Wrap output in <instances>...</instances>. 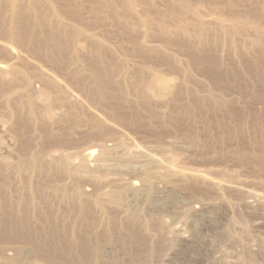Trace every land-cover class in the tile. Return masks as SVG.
<instances>
[{
	"label": "rangeland",
	"instance_id": "rangeland-1",
	"mask_svg": "<svg viewBox=\"0 0 264 264\" xmlns=\"http://www.w3.org/2000/svg\"><path fill=\"white\" fill-rule=\"evenodd\" d=\"M137 1V13L135 12L133 15L126 18V22L131 26L126 34L118 36L108 29L110 37L106 45L111 51V58L108 60V64L110 66V70L112 71L111 73L113 74L110 75L112 78L108 80V82L103 85L101 89L100 93L102 94L103 100L92 92L90 93L88 91L89 93H86L87 90L82 92L83 89L76 88V90L74 88L77 92L73 89V99L79 98L78 100L83 102V107H81L82 110L80 108L52 109V113L58 115V124L56 125L53 123L54 125L50 127L52 123L50 122L49 124L46 120H43L44 124L38 120L34 119L35 121H33V119H30V121L32 120L30 124L28 117H26V110L22 111L27 108L20 107V109L19 107H14L15 110L18 109L15 114V110H12L13 106L9 107L11 110L8 108L9 112L6 111L8 110L6 102L9 103V101L5 100L6 96L4 98V94L2 95L3 91L0 90V109H3H1L2 112L0 111V128L5 125L1 128L2 131L5 129L4 132L0 129V141H4L2 143L7 144L9 147L12 145L10 144L11 139L13 145L14 142L17 144L14 146L12 145L14 148H11L15 151L13 150V152H11L10 149L9 152L11 155L5 152L0 153V161L3 160V163L5 161L4 164L7 165V168H3L4 172H2L3 170L0 171L3 173L1 177L3 178L4 176L5 179L9 176V178H11L10 184L11 182H14L10 186L13 191L9 190V195L11 199H16V197L20 198L19 196H23L25 193V191H23L25 187V185H23L24 180L18 175L16 170L15 175L8 172V167L12 164L14 165L16 162L18 163L20 158L24 159L26 154L30 156L34 152V154H36L41 151L42 154L48 157L47 160L54 158L57 161H61V158H64L70 167L69 170L72 171L75 167H79L81 165V154L88 149L94 150L93 155L89 158L90 165L94 166L98 163L106 165L112 172L117 170L116 172L120 171L125 173L123 176L125 181L128 180L130 175L136 176L135 172L138 169L140 172L143 168L155 169L158 167V170L166 169L170 171L177 170L182 172L195 170L200 172L203 171L207 177L219 181L227 187H225L224 190L218 194L213 189H209L208 186L207 188L201 184L194 185L197 183L193 182H189L190 185H187L188 183H180V181L177 182V184H174L176 183L174 182L170 186L168 185V188H164L162 184H157L156 186L159 190L154 188V191H148V188H146L140 180H137L139 184V195L136 198L124 196L123 202L125 207H123L124 209L122 208L121 211H106V217L112 218L115 221V227L113 226L111 229L113 230L110 234L111 238H107L109 240L107 242L102 240L104 239L102 236V239H100L99 235L100 231L103 229V221L106 219L105 214L93 213L92 217L97 221V223L94 222L91 228L88 227L93 229L92 232V230L83 226L84 224L81 223V221L79 222V219L76 218L77 214L74 210L73 213L70 212L72 209L68 210L70 207L67 206V203H63L64 205L61 204L60 207L59 205L57 207V204L61 202L57 199L53 200L52 203L54 206L49 203L51 205L49 207H56V209L53 208L54 212H51L53 211L50 210L52 208H49L47 206L49 204L46 203H43L44 205L41 204L44 208H41L40 205H36L35 207L33 206L29 209L28 206L29 214H31L28 215L32 216L28 218L32 222L27 219L28 223L27 221L25 222L26 227L30 222L31 226L34 225V227H30L29 224L28 228H33L35 231L33 230L34 232H32V230L26 228L25 223H23L26 228L25 231L28 233H25L27 236L23 234L25 232L24 229L21 230L23 232H19L21 227H19L18 223H16L18 224V227L17 225L14 226L12 228L14 231H12L10 226L4 224L6 221L1 220L2 218L5 220L4 216H0V230L4 225L2 229L3 233L1 232L2 230L0 231V264H50V262L52 263L53 258H51V260L49 259L51 256L48 255V252L52 250L55 251V249L61 254L59 255L57 253L59 255L58 257L61 258L64 257L63 255L66 256L68 260H65L66 258L64 257L65 264H77V262H81L83 259L80 256L81 251L79 252V249H77L79 248V245H76L72 239L75 238L74 236L76 235H78L76 238L77 240H74L80 242L81 244L83 241L87 242L86 239L88 238L91 239H88V241H96L95 243L99 241L97 239L104 241V243H100L101 241H99L100 244H103L106 247L104 249L103 245H99L103 249V256L100 258V262L102 261L101 264H264V153L261 152V148V151L259 150L258 146V144L260 145L262 141H264V81H260L256 78L257 74L264 73V59L255 54L253 46H250L252 41L254 43H259L261 41L258 46L262 43L264 46V39H261L264 37L262 34L264 33V23L260 22L263 26H261L263 29H261L262 31L260 30V34L255 33L253 28L250 29L251 25L254 27V21L255 23L258 21L255 19H258L259 17L253 19V21L249 23L250 25L248 24L249 26L246 25V28L244 27L241 30V34H238V37L236 36L238 39L235 37L236 40H240L238 43L240 46L238 48H231L233 46L228 45L225 38L218 34L212 27L201 31L202 37L198 39L200 41L198 44L194 41V43L189 44L188 48H185L188 45V42L183 41L180 35L179 37L177 36V39L175 36L178 34L176 33L173 34L170 41L154 34L155 32H161V27L156 17L151 15L150 10H147L145 1H151V5L155 10L159 9L163 12L172 10L181 1H184L193 4L197 12L203 16V19H217L224 25H226L227 22L222 20H226L228 17V15L225 14L228 12V9L223 10V7L219 4H213L214 0ZM233 1L238 2L239 0ZM256 1L258 0H249L248 3L246 2L247 4H244V6L249 7ZM262 1L264 4V0ZM217 8H219L218 12L220 10L222 15L217 14ZM238 8H242L241 12L245 10V7H241V5ZM226 10L227 12H225ZM179 18L180 17H178L177 20H179ZM247 27H249L250 30H248ZM96 32H98V30H96ZM243 40H245V44L247 43L249 45L245 46L243 44ZM248 40H250V42ZM141 48L152 49L156 52H143ZM201 49L208 53L207 58L209 61L217 64L216 66V64L214 65L212 63L216 68H212L213 66L210 63L209 65L208 62L205 64V61L202 62L205 64L204 66H202L203 64H194L198 62L194 61L192 65L193 67H191L190 63H192V57H194ZM260 49L264 51V47L261 46ZM100 59V55H96L95 59H93L95 68L98 67V64L95 65V63H99ZM174 61L178 62L176 67L171 65ZM123 65L124 67H122ZM140 68H143L150 74H158L168 78V81H170L174 87L175 85L176 87L179 85L181 90H173L171 94L166 97V99H168H164V105L156 104L154 102L149 103L148 101L140 99L139 90L137 88L138 80L141 78L144 79L147 76L144 75L139 76V78H133V74H135ZM81 69H88V64H83ZM184 71L187 72V76L184 75ZM33 81V88L25 91L24 94L30 95L38 93L37 91L40 90L41 85H39L37 81ZM34 85H36V87H34ZM79 89L81 91H78ZM89 94H91V97ZM13 99L9 98V100L13 101H10L11 104H14L15 102ZM203 100H206L203 104V108L208 109L206 121H195L193 117L187 118L183 115V110L196 109L201 106V101ZM195 101H199L198 104H196ZM36 102V107L40 108L39 106H41L42 102L40 100H37ZM85 107L86 109H84ZM135 109H137V111ZM17 112L18 115L22 112L24 119L22 116H19L24 120V122L19 120L21 119L20 117L17 119L18 117L15 116L17 115ZM85 113L88 116L91 113L100 115V117L103 116V120L107 123V125H110V128L105 129V132L100 134L97 127H93L91 125L90 118ZM135 113L139 114L141 119L151 115H155L158 118H154L142 125H139L138 127L133 125L131 119V115ZM10 114L14 117L12 125L11 121L9 122L11 118ZM5 115L10 116L8 117ZM115 115H118L119 118H116ZM105 118L107 120H105ZM15 119L17 120L16 122H23L21 124L27 126L24 128V126L19 123V126L25 130H22L18 126L16 127L18 124L15 122ZM26 121L29 123H25ZM218 121H220V125H223V129H220L216 124ZM7 122H9L10 125L9 123L7 124ZM41 123L43 128L41 127ZM8 126L9 129L12 128L10 132L8 131ZM236 127H239L240 129ZM13 129L16 132H14ZM236 129L242 132L243 135L239 131L237 132ZM17 130L18 132L20 131L19 133L22 135L18 134ZM23 131H25V133ZM14 133L16 135H20L21 137H27L26 134H29L31 137L28 136V139L25 137L27 142L23 143L24 138H17L20 136H15ZM47 133L52 135L51 139H49V136L46 135ZM231 133L235 135L236 138L238 137V139H234V136H232L233 138H230L231 136L228 137ZM9 134H14V138H10L9 136L11 135ZM217 135H222V139L224 140L222 144L216 143L215 136ZM1 136L3 137V140ZM248 136L250 138H248ZM15 138L18 139V141L21 139V141L16 143L17 140ZM29 138L33 141V143H30L31 141H29ZM13 139L16 141L13 142ZM57 139L59 141H57ZM20 142L24 145L25 143L31 144V147L30 145L28 146L30 149L32 148V151L28 149V153H25L26 151L23 144L21 143L22 147H19L20 145H18ZM253 143L254 145L257 143V147L256 145L253 146ZM16 146L19 147L18 150ZM22 148H24V152H18L22 151ZM29 151L33 153H29ZM240 151L243 155L240 154ZM242 151L244 152L242 153ZM44 152L48 154L51 153V155L47 156L48 154L46 155ZM21 153L24 154L25 157H22L20 155ZM45 156L44 158L46 159ZM47 160L45 161L47 162ZM13 165L11 167L16 166L17 164ZM36 177L38 178V176ZM41 177L42 176L38 179H41ZM59 177L62 178V176ZM2 178H0V180ZM61 178L58 179L59 181L56 180V182H61L60 180L64 177L62 179ZM109 178L111 179L112 177ZM124 179L122 178V180ZM69 182L71 183L73 180L65 181L67 185L70 184ZM85 182L86 180H80V182L76 181L74 184L79 188L81 187L82 190L87 191V193L91 196H94V193H99L103 196L104 192L106 193V191L111 190V187L108 188L100 186L97 188L88 186L90 184L87 182L84 184ZM14 184L15 186L17 185L16 188L14 187ZM174 185L177 188L174 187ZM170 187L171 189L173 188L177 191L172 192L173 189L171 190ZM16 189H18V191H16ZM48 200L51 201L52 198H49ZM54 201H56V204ZM10 202L12 204L10 207H13L14 205L12 200H10ZM203 203H209L210 206L202 209ZM213 204L216 206H213ZM45 205L51 213H55L56 211L55 214L57 216L55 217V215H52L50 212L48 214L49 210L45 213L47 210ZM154 208H156V211L153 210ZM196 209L200 211L197 215L193 213V210L197 211ZM9 210L11 209L9 208ZM28 211L26 209V213ZM39 211H45L43 213L46 215L48 214V218H52L51 216H53L52 219L54 221H52V219L47 220L48 218L46 215H43ZM126 212L128 214L126 215V218H128V216L130 217L132 214H138L142 217V219L147 218L148 220H152L151 223V221L144 219L148 225L147 230H144L147 234L145 233L146 237L140 236L142 240L139 238V244L133 241L130 245V239L128 236L129 233L123 229L126 224V222L124 223V220L126 221ZM39 213L41 214V217H39ZM151 214L158 215V218L156 217L157 219L155 218L156 220H154V222L152 216H150ZM25 215L28 216L27 214ZM35 217L38 220L40 219V223H38L37 219L35 220ZM42 218H47L44 220H47V222L43 223ZM56 219L59 220L60 223ZM55 221L59 223L58 226H55ZM148 222H150L151 225ZM119 223H121V226ZM61 224L67 226V229L65 227L66 230H70L73 227V230H70L73 234L70 235V232L68 234V231H66ZM12 225H15V223L11 224V226ZM49 226H51V228ZM95 226L97 227L95 228ZM15 227L19 229H16ZM60 227L66 231L61 232H64L65 234L67 233L68 235L58 231L57 229L61 230ZM6 228L9 230H6ZM94 228L97 231H95ZM49 229H52L54 232L52 233V237H49L52 235L50 234L52 231ZM74 229H78L79 233ZM84 229L86 231L88 230L90 233H88V231H84ZM192 229H195L198 233H194L195 231ZM4 230H6L8 235H5ZM15 230H18V233L17 231L16 233H13ZM28 230H30L31 233H29L30 231L28 232ZM9 231L13 233V235L11 233L12 237H10ZM55 231H57L58 234ZM81 232H83L84 235ZM46 233L49 234V236H46ZM91 233L94 234L92 235ZM124 233H127V235L125 234V236L121 238ZM17 234L19 238L16 237ZM29 234L34 236L30 237ZM54 234L57 236L63 234L66 238L63 235H60L61 237L56 236L58 239L57 241ZM97 234L99 237L95 236ZM23 235H25V237H22ZM43 235L44 237H42ZM72 235L74 236L72 237ZM91 235L94 236V240H92ZM68 236L71 237L70 240L73 242L68 240L69 238L67 239ZM84 236L88 237L83 238L82 241L81 238ZM35 237H38L37 240H39L41 244L40 248L37 246L39 245V242H35ZM40 237H42L41 240L39 239ZM95 237H97V239ZM26 238H32L35 242V246L33 241L32 243L30 240L27 242ZM51 238L56 240L55 243H53V240V244L49 242L51 241ZM79 238L81 240H79ZM42 242L48 249L45 245L43 248ZM46 243H48V245ZM49 243L52 245L51 247L49 246ZM71 243L75 244L78 251H75L76 249L73 247L74 245H71ZM54 244H59V246ZM60 245H62L61 248L65 245L66 246L61 249ZM53 246L56 247L54 248ZM69 246L74 249L71 250ZM34 247L38 253L35 251ZM151 248H153V250ZM40 250L43 252L45 251L47 254L43 252V254L40 253ZM59 250L61 252L63 250V252L61 253ZM70 251L73 252L71 253ZM78 252L79 256L76 255L78 256L76 257L75 254ZM69 253L74 256L75 261L72 256H69ZM46 256H48L49 260H47ZM58 257H54L55 260H57L55 261L53 259L52 264H60L61 262V264H64L62 258L58 259ZM41 258L44 259V261ZM71 258L72 260L69 261ZM78 258L79 260L81 258V260L77 261ZM78 264L88 263L84 261Z\"/></svg>",
	"mask_w": 264,
	"mask_h": 264
},
{
	"label": "bare ground",
	"instance_id": "bare-ground-1",
	"mask_svg": "<svg viewBox=\"0 0 264 264\" xmlns=\"http://www.w3.org/2000/svg\"><path fill=\"white\" fill-rule=\"evenodd\" d=\"M239 2H242V3H239ZM246 2L248 3L249 0H239L238 2H234L233 0H214L213 4L214 3H216L217 5L219 4L220 6L223 7V10L228 9V12H227V10L225 11V12H227L225 14H227L228 17L230 15H233V16H230L229 18L227 17L226 20H222V21H226L227 24H229V25H227V24L224 25L223 23H221L217 19L216 20H213V19L205 20V19H203L202 18L203 16L197 12V10L194 8L193 4H190V3H187L184 1H181L179 4L176 5L175 8H173L172 10L166 11V12H163L159 9L155 10L154 7L151 5V1H145V5L147 6V10L148 11L150 10L151 15L156 17V19L159 22V25L161 27V32H155V33L153 32L158 37L161 36L165 40L170 41V38L173 36L174 33H176V34H178L175 36L177 39L180 35L182 37L183 41L188 42V45L185 47V48H188L189 44L194 43V41H196V44H198L200 42L198 39H200L202 37L201 31L203 29L206 30V29L212 27L218 34L222 35L225 38V41L227 42L228 45L233 46L231 48H238L240 46L238 44L240 42V40L239 41L236 40V38L238 37V34H241L240 33L241 30L246 25H248L250 22H252L253 19H255L256 17H259L258 19H255L258 21L256 23L254 21L255 25L253 24L254 27L251 25L252 27L250 26V29L253 28V31L255 33H259L260 30L264 28L262 26V24L260 23V22L264 23L263 22V20H264V4H263V1L258 0L255 3H253V5H250L249 7L244 6V4ZM236 3H239V4H236ZM137 4H138L137 0H0V90L3 91L2 95L4 94V98L6 96L5 100L9 101V103H8L4 100L6 102V106H8L7 109L9 107H12V106H13L12 110H15L14 107H16V108L17 107L27 108V109L23 108L24 110H22V111L26 110L25 111L26 117H28L29 121H30V119H33V121L38 120L40 122H43V120L44 121L46 120L47 123L48 122H49V124H50V122L52 123L50 126V127H52V125L58 124V121H57L58 115L52 113V109H79V108L81 109V107H83V105H82L83 102L81 101L82 102L81 103L80 100H78L79 98L73 99L72 92H73L74 88L75 89L81 88V89H83L82 92L87 90L86 93L92 92L95 95H98L101 100H103L102 94L100 93L101 89H102L103 85H105L108 82V80H110L112 78V77H110V75L113 74V73H111L112 71L110 70V66L108 64V60L111 58V56H110L111 51H110V48L106 45L108 43V40L110 37L109 36V30H111L113 33H115L118 36H123L124 34H126V32L131 27L126 22V18L133 15L135 12L137 13V10H136ZM237 5H239V6L241 5V7H245L244 8L245 10L243 12H241L242 8H238L239 6H237ZM246 7H248V8H246ZM218 9L219 8H217V14L222 15V13H220V10L218 12ZM239 9H241V10H239ZM236 11H237V14H236ZM178 17H180L179 20H177ZM261 26L263 28H261ZM247 28H248V30H250L249 27H247ZM96 30H98V32H96ZM243 32H245V31H243ZM153 33H151V34H153ZM262 34L264 35V33H262ZM173 39H175V38H173ZM261 39H264V37ZM243 41H244L243 44L245 46L249 45L247 43L245 44V40H243ZM248 41L250 42V40H248ZM263 42H264V40H263ZM259 43H261V41ZM259 43L258 42L254 43L252 41L250 43V46H253L255 54H257L259 57L264 59V51L260 49L261 46L262 47H264V46L262 45L263 43L260 46H258ZM141 50L143 52H147V53L156 52L155 50L148 49V48H141ZM197 54L195 56L193 55L194 57H192L193 58L191 60L192 63H190L191 67H193L192 65H193L194 61L195 62L198 61L197 63H194V64H198V65H202L203 61H205V64L208 62V64L210 63L212 66H213V64L214 65L216 64V63H213V62L208 60V58H207L208 53H206V51H204L203 49L198 51ZM96 55H100L101 59H100L99 63H95V65L98 64V67L95 68L93 59H95ZM83 64L84 65L88 64V69L82 70L81 66ZM205 64H203L202 66H204ZM171 65L173 67H176L178 65V62L174 61ZM216 66H217V64H216ZM122 67H124V65ZM212 68H216V67L213 66ZM133 75H134L133 78H139V76L147 75L144 79H142L140 77L141 79L138 80V87L137 88L139 90V98L144 100V101H148L149 103L154 102L156 104H160V105L163 104L164 105L165 104L164 101L168 99V98L166 99V97L169 96L173 90H175V91L178 89L181 90L179 85L177 87L175 85V87H174L170 83V81H168V78L161 76V75H158V74H150V73L146 72L143 68L138 69L137 72ZM184 75L187 76L186 71H184ZM256 78L260 81H264V73L257 74ZM32 81L33 82L37 81L39 83V85H41L40 90L37 91L38 93H35V94H30V95L24 94L25 91H28L30 88H33L32 87L33 86ZM34 87H36V85H34ZM15 88H20V89H15ZM75 89H74V91L77 90V89L76 90ZM19 90H21V91H19ZM78 91H81V90L79 89ZM82 95H83V93H82ZM90 95L91 94H89V96ZM9 98L10 99L14 98L13 99L15 101L14 104L13 103L11 104L10 101H12V100H9ZM37 100H40L42 102L41 106H39L40 108L36 107V103H37L36 101ZM83 100H85V99H83ZM205 101L206 100L201 101V106L196 108V109L183 110L182 111L183 115L187 118L193 117L195 119V121H202V122L206 121L208 109L203 108V104L205 103ZM198 102L199 101H195L196 104H198ZM1 107H3V106H1ZM1 109H0V111H1ZM9 109L11 110V108H9ZM9 109L6 111L9 112ZM20 109H19V111H20ZM84 109H86V107ZM17 110L18 109H16L14 111V114ZM135 110L137 111V109H135ZM25 112H23V113H25ZM10 113H11V111H10ZM20 113L21 114H19V115L22 116V118H23L24 116L22 115V112H20ZM10 115H5V116L9 117ZM17 115H18V112H17ZM17 115H15V116L18 117L17 119H19L20 116L19 115L17 116ZM138 115L139 114H137V113L131 115L133 125L138 126V127H139V125H142V124H144V123H146V122H148L154 118H158L155 115H151L149 117H144V119H141L140 115L139 116ZM257 115H258V113H257ZM10 117L11 118H10L9 122L11 121V125H12V122H13L12 120L14 117H12V115ZM88 117L90 118L91 125L93 127H97L100 134L104 133L105 129L110 128V125H107V123L103 120V118H102L103 116L100 117V115H97L95 113H91ZM115 117L119 118L118 115H115ZM21 119H19V120L24 122V120H23L24 118L22 120ZM263 119H264V117H263ZM105 120H107V119L105 118ZM16 121L17 120L15 119V122ZM68 121H69V119H68ZM9 122H7V124ZM23 122H16L18 124V125H16V127L18 126L22 129V127L19 126V123L21 124ZM31 122H32V120L30 121V124H31ZM25 123H29V122L26 121ZM36 123H37V121H36ZM219 123H220V121L216 122L218 127L220 129H223V125H220ZM0 125H1V123H0ZM9 125H10V123H9ZM21 125L24 126L23 124H21ZM27 125H29V124H27ZM41 125H42V123H41ZM3 126H5V125H3ZM3 126H1V128ZM25 126H24V128H25ZM41 127L43 128V125ZM239 127H236V128H239ZM8 129H9V126H8ZM11 129H9L8 131L10 132ZM22 130H25V129H22ZM1 131H2V129H1ZM4 131H5V129L2 132H4ZM13 131H14V129H13ZM236 131L238 132L239 130L236 129ZM236 131H234V132H236ZM14 132H16V131H14ZM17 132H18V130H17ZM19 132H18V134H21ZM23 132L25 133V131H23ZM24 133H23V135H24ZM232 133L230 135H228V137L229 136H231L230 138H233L232 136L235 137V135H233ZM240 133L242 134V132H240ZM5 134H7V133H5ZM14 134H9V135H11L9 137L14 138ZM18 134L17 135L15 134V136H20ZM234 134H236V133H234ZM26 135H27V137L30 136L29 134H26ZM46 135L49 136V139H51L52 135L50 133H47ZM9 137H7V138H9ZM22 137L24 138L23 143L27 142L25 140L26 136H22ZM22 137L20 136L17 138H22ZM240 137H242V136H240ZM252 137H253V135H252ZM215 138H216V143L222 144L224 141L222 139V135H217V136H215ZM248 138H250V137L248 136ZM54 139H55V137H54ZM234 139H238V137L237 138L235 137ZM254 139H256V138H254ZM2 140H3V137H2ZM11 140H10V144L13 145ZM16 140L13 139V142L16 141V143L17 142L19 143V141H21V139H19V141H18V139H16ZM29 141H31L30 143H33V141L31 139ZM57 141H59V140L57 139ZM2 142H4V141H2ZM2 142L0 141V153L5 152V153L10 154V152H9L10 149H11V152H13L14 149L12 150V148H14V147H12V145H11V147H12L11 148L7 144L2 143ZM8 143H9V141H8ZM21 143L22 142H20V144H18V145H20L19 147H22ZM254 143H253V146L256 145V147H257V143L255 145H254ZM14 145H17V144H15V142H14ZM28 145H30V147H31V144H27V143H25V145L23 144V147H25V151H26L25 153H28V149L30 151H32V148L30 149ZM258 146H259V150L261 148L262 151L261 150L260 151L262 153H264V141H262V143L260 145L258 144ZM16 147L18 150L19 147L18 146H16ZM23 150H24V148H22V151H18V152L23 153L24 152ZM30 151H29V153H33ZM93 152H94V150H89V149L85 150V152L81 154V161H82L81 165L79 167H75V169L72 171L69 170L70 167L68 166V163L64 158H61V161H57L54 158H51V159L49 158L50 160H47L48 157H46L44 154H42L41 151L37 152L38 154L37 153L34 154L35 153L34 152L30 156L28 154H26L25 155L26 157L24 156V154L21 153L20 155L22 157L24 156L25 158L24 159L20 158V161H18V163L17 162L15 163V164H17L16 166H14L15 164L14 165L12 164L14 167H11L12 165L10 163L11 166L8 167L9 170L8 169L7 170H8V172L12 173L13 175H15V170H16L18 175L21 176L22 179L24 180L23 185H25V187L23 186L24 187L23 191H25V193L23 196H19L20 198L16 197L17 200L11 199V197L9 195V190H12L10 186L14 182H11V184H10L11 178H9V176H7L5 179H4V176L2 178L1 175H3V173L0 172V178H2L0 180V216L1 217L4 216L5 220L3 218L1 219L2 221H6V222H4V224L10 226L12 231H14V229H12V228L16 225L18 227V224H19V227H21L19 232H23V231H21L22 229H24V231H25V229L28 228L29 224H30V227H32V226L34 227V225L31 226L30 222H32V221H30L28 218V217H32V216H29V215H31V214H29V211H28L30 209V207H33V206L35 207L36 205L41 206V204H43V203L44 204L45 203L46 204L51 203V205H53L52 201L57 199L59 202H61V203L57 204V207H58V205L60 207L61 204L67 203L68 204L67 206L70 207L68 210L72 209L70 212L73 213V210L76 212V214H77L76 218L79 219V222L81 221V223L84 224L83 226H85L87 228L88 227L91 228L93 226L94 222L97 223V221L94 220L92 217L93 213H96V214L99 213V214H103V215L105 214V217H106V211H110V210H114V211L120 210L121 211V209L123 207H125L124 202H123L124 196L136 198L139 195V184H138L137 180H140L143 183V185H145L146 188H148V191H154L153 190L154 188L159 190L158 187L156 186L157 184H160V185L162 184V186H164V188H168V185L170 186L174 182H176L174 184H177V182H180V181H181L180 183H182V182H184V183L186 182V184L188 183L187 185H190L189 182H191V183L193 182V183H197L194 185L201 184V185H204L205 187L208 186L209 189H213L218 194H220V192L223 191L225 187H227L219 181L210 179L209 177H207L203 173V171L200 172V171L195 170V171H189V172H182V171H177V170L170 171V170H166V169L165 170L164 169L158 170L159 168L157 166L156 167L158 169L155 167H154L155 169L143 168L140 172L138 169L135 172L136 176L130 175L128 177V180L125 181V179L123 177L125 175V173H122L120 171L116 172L117 170L115 172H112L109 169V167H107L106 165H102V164H98V163L94 166L90 165L89 164V158L93 155ZM243 152L244 151H242V153ZM44 153H46V152H44ZM47 154L48 153H46V155ZM240 154H241V151H240ZM49 155H51V153H49L47 156H49ZM241 155H243V154H241ZM44 156L46 157V159L44 158ZM15 158H17V157H15ZM2 159H4V158H2ZM45 160H47V162ZM4 163H5V161H4ZM4 163H3V160L0 161V164H1L0 165V171L3 170V168H5V167L7 168V165ZM153 163H155V162H153ZM15 167H16V169H15ZM2 172H4V170ZM4 175H5V173H4ZM36 176H38V178H40V176H42V177H41V179H38ZM59 176H62V178L63 177L64 178L62 179ZM109 177H112V178L110 179ZM59 178L62 179V180H60L61 182H56V180H58ZM122 178L124 180H122ZM64 179H67L69 181L73 180V182H71V183L69 182L71 185L70 184L67 185V183H65V181H67V180H64ZM80 180L81 181L86 180V182L90 184L88 186L97 187V188L100 186L101 187L102 186L108 187V188L111 187V190L106 191V193L104 192L103 196L100 195L99 193L98 194L94 193V196H91L90 194L87 193V191L82 190L81 187L79 188L78 186H76L74 184V182H76V181L80 182ZM86 182L84 184H86ZM15 184H14V187L16 188L17 185L15 186ZM174 187H176V186L174 185ZM170 189H171V187H170ZM165 190H167V189H165ZM16 191H18V189H16ZM175 191H177V190L173 189L172 192H175ZM159 192H161V191H159ZM92 195H93V193H92ZM49 198L50 199L52 198V200L49 201L48 200ZM218 199H219V197H218ZM10 200H12L14 208L10 207L12 205ZM13 200H14V202L15 201L16 202L14 203ZM55 202L56 201H54V203ZM51 205L49 204L47 206L49 207ZM224 205H226V204H224ZM28 206H29V209H28ZM209 206H210L209 203L208 204L203 203L202 209H205ZM213 206H216V205L213 204ZM48 207L46 208L47 209L46 212L45 211H43V212L47 213V211L49 210ZM9 208L11 210H9ZM41 208H44V206L43 207L41 206ZM49 208H52L50 210H53V208L56 209V207H49ZM26 209L28 211L27 213H26ZM35 210H40V209H35ZM50 210L48 211V214H49ZM153 210L156 211V208H154ZM32 212H33V210H32ZM43 212H40V213H42L44 215L45 213H43ZM51 212H54V210ZM37 213H38V211H37ZM40 213H39V217H41ZM55 213H56V211H55ZM55 213H51V214L52 215L54 214L56 217L57 215ZM193 213L195 215H197L200 213V211L193 210ZM25 214H27V215L29 214V215L26 216ZM47 215H46V217L48 218L49 216H47ZM126 215H128L127 212L125 214L126 221L124 220V223L126 222V224L124 225L123 229H124V231L129 233L128 236L130 239L129 240L130 245L132 244L133 241L135 243H138L140 236L146 237L147 233L144 230H147L148 225H147L146 221H144V219H146V220H148V219L147 218L142 219V217L138 214L137 215L132 214L130 217L128 216V218H126L127 217ZM110 216H111V214H110ZM150 216H152L153 222H154V220H156L158 218L157 214H151ZM51 217L53 218V216H51ZM55 217H54V219H55ZM94 217H95V214H94ZM123 217H124V215H123ZM47 218H45V219H47ZM52 218H48L47 220L52 219ZM27 219L30 222L26 227L25 222L27 221ZM36 219L37 218L35 217V220ZM42 219H43L42 220L43 223L47 222V220L44 221L45 220L44 218H42ZM96 219H98V218H96ZM149 219H151V218H149ZM39 220H38V223H40ZM2 221H1V223H2ZM28 221H27V223H28ZM42 221H41V224H42ZM52 221H54V220L52 219ZM57 221H59V220H57ZM57 221H55L57 223V225L54 222L55 226H58V224L60 223V221H59V223ZM148 221H151V223H152V220H148ZM14 223H15V225L11 226V224H14ZM16 223H18V224H16ZM23 223H25L26 228L24 227ZM148 223L150 224V222H148ZM119 224L121 226V223H119ZM122 224H123V222H122ZM52 225H53V223H52ZM3 226H2V229H3ZM51 226H49V227L51 228ZM62 226L64 227V229H65V227L67 229V226H65L64 224ZM113 226L115 227V221L112 218L106 217V219H104V221H103V229L101 227L102 230L99 233L100 239H102L101 238V236H102L104 238L102 240H104L106 242L109 241L108 239L111 238L110 234H111V231H113V230H111ZM53 227H54V225H53ZM96 227L97 226H95V228ZM192 227H193V225H192ZM55 228H57V227H55ZM55 228H53V229H55ZM90 228H88V229L92 230V232H93V229H90ZM4 229H5V227H4ZM7 229L8 228H6V230ZM16 229H19V228H16ZM28 229H31V228H28ZM60 229H61V227H60ZM64 229H61V230L57 229V230L61 232V231L66 230V229L65 230ZM85 229H84V231H86ZM117 229H119V228H117ZM6 230H4L5 235H8ZM31 230H32V232L35 231L33 228ZM36 230H37V228H36ZM49 230L52 231V229H49ZM70 230H66V231H68L67 232L68 234H69ZM192 230L195 231V229H192ZM16 231L18 233V230H15V232H13V233H16ZM29 231L30 230H28V232ZM75 231H78V233H79L78 229H76ZM95 231H97V230L95 229ZM1 232L3 233V230ZM55 232L58 234L57 231H55ZM11 233L12 232H10V234H9L10 237H12ZM13 233H12V235H13ZM25 233H27V232L25 231L23 234H25ZM29 233H31V231ZM52 233H54V232L53 231L50 232V234H52ZM61 233H64V232H61ZM81 233L83 234V232H81ZM88 233H90V232L88 231ZM88 233H87V235H88ZM194 233L197 234L198 232L195 231ZM38 234H40V233H38ZM42 234H43V232H42ZM71 234H73V233L70 232V235ZM82 234H80V235H82ZM125 234L127 235V233H124V235H122L121 238L123 236H125ZM1 235H3V234H1ZM25 235H23L22 237H25ZM41 235H39V236H41ZM44 235L42 237H44ZM60 235L62 236L63 234H60ZM60 235H58V236H60ZM65 235H63V236L65 237ZM99 235L97 234L95 236L99 237ZM29 236L31 237L32 235L29 234ZM46 236H49V234H47ZM52 236H53V234L50 235L49 237H52ZM56 236L57 235H55V237ZM73 236L74 235H72V237ZM128 236H126V237H128ZM16 237L19 238L18 234ZM42 237H40L39 239L41 240ZM49 237H47V238H49ZM57 237H56V240L58 241ZM74 237L75 238H72V239L76 245H79L78 246L79 248H77V249H79V252L81 251L80 256L83 259V261L77 262L79 260V258H78L76 261L77 264L82 263L84 261L88 264H101L102 261L100 262V258H102V256H103V253H102L103 249L100 246L103 244H100V243H102V242L104 243V241H101L100 239H97V237H95L97 240H99L101 242L99 243V241H98L97 243H95L96 241L95 242L94 241L93 242L88 241V239L91 240L90 238L86 239L87 242H84L83 238L88 237V236H86V237L84 236L81 238L83 241V243L81 244L80 242L74 240L78 237V235H76ZM147 237H149V236H147ZM37 238H36L35 242H37V241L39 242V240H37ZM53 238H51V241H49V239H48V241L51 244L55 243V241H56L55 239L53 240ZM91 238H92V240H94L93 239L94 236H92ZM26 239H27V242H28V240H30L31 243L33 241L32 238H31L32 240L28 239V238H26ZM67 239L70 240L71 237L68 236ZM81 239L79 238V240H81ZM20 240H22V239H20ZM144 240H145V238H144ZM70 241H72V240H70ZM35 242H34V246H35ZM43 242H42V244H43ZM46 244L48 245V243H46ZM51 244L49 245L50 247L52 246ZM75 244L71 243V245H74L73 247H75ZM40 245L41 244L39 242V245H37V246H39V248H40ZM44 245L45 244H43V248H44ZM54 245L59 246V244H54ZM68 245H70V244H68ZM37 246H36V249H37ZM61 246L62 245H60V248H61ZM103 246H104L103 248L105 249L106 248L105 245H103ZM45 247H46V245H45ZM64 247H62V248H64ZM60 248H58V249H60ZM69 248H71V247L69 246ZM34 249H35V247H34ZM36 249H35V251L37 252ZM47 249H46V252H47ZM72 249H74V248H71V250ZM75 249H76V247H75ZM77 249L75 251H78ZM151 249L153 250V248H151ZM53 251L54 250L48 252V255L51 256L49 258L50 260H51V258H53L55 260V258H57L59 255H61L60 253H58L56 251V249L54 252ZM64 251H66V250H64ZM73 251H70V252L72 253ZM36 252H34V253H36ZM42 252L43 251H41L40 253H42ZM46 252L44 251L43 253H46ZM51 252H53V253H51ZM62 252H63V250H62ZM79 252L77 254H75V256L76 255L79 256ZM49 253H51V254H49ZM74 253H73V255H74ZM66 255H68V254H66ZM39 256H41V255H39ZM63 256L66 258L65 255H63ZM69 256H72V255H70V253H69ZM78 256H76V257H78ZM46 257H47V260H49L48 256H46ZM64 257H61L63 260V263H64ZM72 257L74 260V256H72ZM59 258L60 257H58V259ZM53 259H52V263H53ZM42 260L44 261V259H42ZM65 260H68V259L66 258ZM71 260H72V258L69 261H71ZM80 260H81V258H80ZM8 261H9V259H8ZM48 262H50V261H48ZM52 263L50 262V264H52ZM71 264H74V263H71ZM114 264H116V263H114Z\"/></svg>",
	"mask_w": 264,
	"mask_h": 264
}]
</instances>
